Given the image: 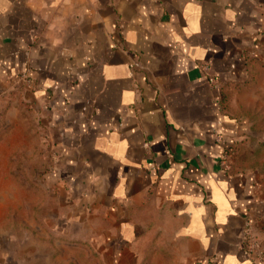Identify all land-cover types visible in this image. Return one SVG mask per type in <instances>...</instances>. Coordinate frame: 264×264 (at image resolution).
I'll use <instances>...</instances> for the list:
<instances>
[{
    "label": "crops",
    "instance_id": "crops-1",
    "mask_svg": "<svg viewBox=\"0 0 264 264\" xmlns=\"http://www.w3.org/2000/svg\"><path fill=\"white\" fill-rule=\"evenodd\" d=\"M263 31L264 0H0V117L41 121L59 246L102 264H264L247 247L248 221L264 241L254 131L229 109Z\"/></svg>",
    "mask_w": 264,
    "mask_h": 264
},
{
    "label": "rangeland",
    "instance_id": "rangeland-1",
    "mask_svg": "<svg viewBox=\"0 0 264 264\" xmlns=\"http://www.w3.org/2000/svg\"><path fill=\"white\" fill-rule=\"evenodd\" d=\"M250 57L230 88L229 109L254 131L248 138L253 150L249 169L264 178V35ZM46 138L33 110L0 117V261L7 255H35L42 264H102L90 255L91 248L56 243L54 184L43 179L52 156ZM261 253L264 260V241Z\"/></svg>",
    "mask_w": 264,
    "mask_h": 264
},
{
    "label": "built area",
    "instance_id": "built-area-1",
    "mask_svg": "<svg viewBox=\"0 0 264 264\" xmlns=\"http://www.w3.org/2000/svg\"><path fill=\"white\" fill-rule=\"evenodd\" d=\"M201 69H202V71L207 73L208 81L215 89L224 88V83H222V81H220L217 77H215L214 75H212L210 73L209 65L205 64V65L201 66ZM20 77L23 78L24 80H26L29 85H31L32 80L29 77L27 72L22 73ZM231 156L232 155L230 153L225 152L224 157L221 160L223 167L226 169L230 168ZM251 226H252L251 222L248 221V231H247V247H248V250L252 255L256 256L258 259L263 260L262 259V253H261V243L257 240L256 236L254 235V233L251 229Z\"/></svg>",
    "mask_w": 264,
    "mask_h": 264
},
{
    "label": "trees",
    "instance_id": "trees-1",
    "mask_svg": "<svg viewBox=\"0 0 264 264\" xmlns=\"http://www.w3.org/2000/svg\"><path fill=\"white\" fill-rule=\"evenodd\" d=\"M250 58H251L250 55H248V56L245 57V71L247 69V66H248V63H249ZM226 85H227V83H226ZM222 89H224V88H222ZM224 92H225V90H224ZM235 148H233V149H227L226 152L230 153L233 156L235 154Z\"/></svg>",
    "mask_w": 264,
    "mask_h": 264
}]
</instances>
